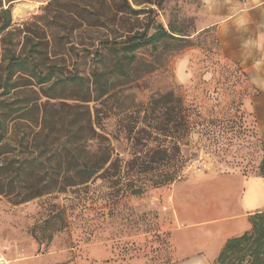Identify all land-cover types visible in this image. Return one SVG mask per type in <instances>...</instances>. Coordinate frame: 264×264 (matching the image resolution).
<instances>
[{"label": "rangeland", "instance_id": "1", "mask_svg": "<svg viewBox=\"0 0 264 264\" xmlns=\"http://www.w3.org/2000/svg\"><path fill=\"white\" fill-rule=\"evenodd\" d=\"M51 1H14L0 34V165L28 168L19 186L0 194V264H172L174 197L185 183L261 175L264 91L251 84L234 37L194 27V14L181 17L199 0H129L140 14L119 15L107 0L47 8ZM160 28L168 35L133 52L104 51L100 63L84 52ZM35 47L41 70L54 64L81 80L58 74L40 86L16 71L3 88L11 54ZM167 94L173 98L161 100ZM106 146L116 168L80 185V166L70 160ZM157 149L172 156L168 164H133ZM174 172L176 181L158 184ZM28 197L35 198L22 202Z\"/></svg>", "mask_w": 264, "mask_h": 264}, {"label": "trees", "instance_id": "2", "mask_svg": "<svg viewBox=\"0 0 264 264\" xmlns=\"http://www.w3.org/2000/svg\"><path fill=\"white\" fill-rule=\"evenodd\" d=\"M17 0H0V34L7 30L11 26V5ZM115 4L117 14L127 13H138L135 11L129 0H107ZM54 1H51L47 8H50ZM136 2V1H135ZM142 4H151L157 7H161V2L152 3L145 0ZM7 6V8H5ZM85 12H91L87 6L84 7ZM141 12V11H140ZM103 22V21H102ZM168 33L165 29L160 28L156 33L149 36L148 33L138 34L134 36L127 37L120 41H105L102 42L100 48L95 52H91L85 49V53L88 55H94L95 61L97 63L102 62L105 59V52L109 54H116L120 51L133 52L147 45H151L161 38L167 36ZM29 40V38H27ZM39 52L35 49L28 53L27 55H15L11 54L9 58L8 65L6 67L7 79L3 85V88L8 86V76H12L16 71L29 72V76H32L36 80V84L43 86L51 82L55 75H65V78L69 81L78 82L81 78L78 72L70 73L66 71L63 67H58L57 65H50L45 68V70L40 69V63L37 61L36 53ZM29 70V71H28ZM173 98L172 94L165 95L161 100H170ZM160 102V101H159ZM182 124L180 126H186V117H182ZM86 126L93 132V122L91 119L90 112L85 114ZM95 134V131H94ZM104 138L103 136H99ZM4 125L0 121V154L4 151ZM178 146H176V149ZM110 147L99 148L96 153L87 152L80 158L74 156V161L70 160V165L78 163L80 169L78 171V176H80V185L87 184L93 180L98 173L107 172L111 169L116 168V162L112 161V151L110 152ZM179 151V150H178ZM172 159V156L168 155L167 151L157 149L149 157L135 159L133 161L134 165L141 167L152 168L153 166L162 165L164 163L168 164ZM23 166L17 167L15 163H5L0 165V194L4 193V189L13 190L15 187L19 186L21 179L27 174L25 164ZM2 174H5L3 179ZM177 172L168 176L166 179L159 181L158 184H169L177 180ZM261 176L264 178V167L261 169ZM73 184V183H71ZM75 184V183H74ZM70 185V186H74ZM4 188V189H3ZM39 196V195H38ZM35 197H28L22 202H26ZM250 223L252 229L250 232H246L242 236L229 239L222 251L220 252L217 260L214 264H264V210L258 212L250 217Z\"/></svg>", "mask_w": 264, "mask_h": 264}, {"label": "crops", "instance_id": "3", "mask_svg": "<svg viewBox=\"0 0 264 264\" xmlns=\"http://www.w3.org/2000/svg\"><path fill=\"white\" fill-rule=\"evenodd\" d=\"M251 2L264 4V0ZM215 180L208 185L185 183L191 187H183L174 197L180 214L178 228L171 233L177 254L172 264H214L226 242L250 232V217L264 210L261 175Z\"/></svg>", "mask_w": 264, "mask_h": 264}, {"label": "clouds", "instance_id": "4", "mask_svg": "<svg viewBox=\"0 0 264 264\" xmlns=\"http://www.w3.org/2000/svg\"><path fill=\"white\" fill-rule=\"evenodd\" d=\"M194 10V12H193ZM199 23L214 26L219 33L234 37L242 62L250 65L251 84L264 91V4L251 0H199L181 13L183 19L192 15Z\"/></svg>", "mask_w": 264, "mask_h": 264}]
</instances>
